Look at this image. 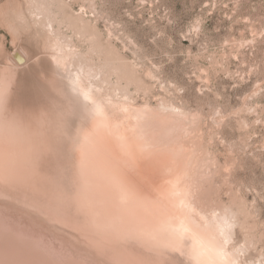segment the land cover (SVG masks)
<instances>
[{"label":"rangeland","instance_id":"1","mask_svg":"<svg viewBox=\"0 0 264 264\" xmlns=\"http://www.w3.org/2000/svg\"><path fill=\"white\" fill-rule=\"evenodd\" d=\"M29 2L30 0H0V87L6 80L14 79L11 89L13 93L7 102L10 110L8 116H13L14 121L25 123V133L21 134L20 139L17 137L19 143H22V139L44 134L43 141L37 142L29 150L34 153L33 151L41 148L42 153L37 155L35 169L48 174L47 178L50 177L41 184L47 186L54 181L59 186V171L69 168L67 158L70 156V140L65 139L66 135L62 133L61 127L71 126L75 111L67 103L71 98L68 81L54 77L60 73L56 68L55 57L61 55L68 61L67 68L72 75L76 74L71 71L73 67L78 69L80 64L84 65L85 73L89 74L86 82L99 98L104 99V105L111 111L114 110L113 116L121 124L128 121V118L131 119L126 113L136 106L148 105L159 109V105H165L167 109L177 108L174 119L181 120L182 124L176 130L179 136L175 132L174 142L183 144V149L188 148L184 151L189 154L186 160L190 163L185 166L189 183L200 180L198 169L202 168L206 175L200 182L206 189V196L212 195L216 200L228 201L233 206V211L255 227L258 242L260 226L264 224V199L259 196L261 180L264 178V136H261L264 123H255L259 119L255 114L259 109L251 100L245 101L246 84L240 82L236 87L232 86L236 80L234 75L229 77L227 72L223 77L213 75L210 83H203L201 92L200 75L207 69L198 67L195 60L197 53H201L202 61L208 53L200 45L195 46L194 52L191 51L193 46L191 42L186 45L182 42L180 29L183 28L186 32L187 25L206 11L201 7L202 0H155L154 4L153 0H148L152 6L146 10L144 0H42L46 4L62 6L46 7V15L37 13L40 19L33 15L35 9L27 7ZM232 2L233 0H212L217 5L228 3L229 8L218 6L212 10L213 15H206L208 40L204 43H211L214 50L219 47L221 54L224 47L229 52L233 47L239 49V42L244 36L251 40V32L259 27L258 21L264 14V0H243L241 15L233 22L229 18L236 15L231 8ZM81 7L84 8L83 12L80 11ZM177 17L180 23L176 22ZM21 18L31 22V31L25 30V25L20 22ZM246 20L255 23L249 24ZM46 23L54 28V32ZM259 39L257 34L256 40ZM57 41L60 42L59 47ZM251 47L253 46L245 44L244 49H239L242 53L246 52L250 60L253 57L249 50ZM255 47L258 58L259 46ZM15 48L22 49L26 54V63L17 69L8 59L9 53H16ZM34 52L41 53L39 63L35 62L32 55ZM241 59L243 62V57ZM231 63L235 65L236 61L232 60ZM157 72L159 75H156ZM42 73L47 74V80L41 78ZM48 81H54V86ZM109 97L112 98L111 104L108 103ZM245 104L252 110L243 119V124H250L251 136L245 133V138L242 139V124L234 122L235 130L229 126L226 139L219 135L222 131L219 129L217 136L213 137L211 129L207 127V123L212 122L211 116L203 127L199 122L188 127L192 115L203 117L204 113L212 112V105L223 111H231ZM124 107L128 108L126 113L121 111ZM32 114H47L48 119L55 118V121L46 123V127H39L38 131H32L39 125L38 118L36 122H32ZM183 117L188 119L183 120ZM193 132L202 134L196 141L195 153L192 151L196 139L191 135ZM204 141L209 143L201 154L199 144ZM207 149H211V153ZM225 152L230 155L226 157ZM225 159H238L241 162L239 169L232 173L231 181L224 179L226 174L219 167ZM0 191V194H11L13 190L5 187ZM33 196L38 195L35 193ZM1 198L0 205L28 218L33 215L36 228L47 236L55 235L72 241L75 238V242H80L76 230L67 224L77 219L67 217L69 213L66 210L57 211L54 216L58 219L44 216V211H33L30 215H25L28 207L19 202L21 199L15 196ZM194 205L203 207L201 198L195 199ZM64 218L67 219L66 223L59 220Z\"/></svg>","mask_w":264,"mask_h":264},{"label":"bare ground","instance_id":"2","mask_svg":"<svg viewBox=\"0 0 264 264\" xmlns=\"http://www.w3.org/2000/svg\"><path fill=\"white\" fill-rule=\"evenodd\" d=\"M46 9L39 14L46 15ZM50 29L54 32V28ZM15 51L13 55L9 53L8 59L17 69L26 54L19 48ZM58 57L65 60V56ZM55 60L60 73L54 77L68 81L71 98L67 103L75 111L71 126L61 127L65 139L70 140L69 168L59 171V186L54 181L47 186L41 184L50 178L35 169L41 148L34 153L29 150L43 141L44 134L22 139L19 143L21 134L26 131L25 123L8 116L7 102L13 93L14 79L4 80L0 87L3 94L0 97V190L11 187L13 191L12 196L10 193L0 195L21 199L19 202L28 207L25 215L44 211V216L53 217L57 211L66 210L67 217L77 219L67 224L76 230L80 242H75V238L72 241L55 235L49 237L36 228L33 215L28 218L0 205V264H131L145 259L148 249L141 233L166 237L179 229L189 214L185 201L167 195L178 179L183 180L186 163H190L186 160L189 154L184 151L188 148L183 149V144L174 142L181 120L174 119L177 113L174 115L172 108L167 109L165 105H159V109L142 105L128 111L126 115L131 119L121 124L114 118V110L104 105L98 111L97 104L90 102L100 99L92 88L89 89L90 98L85 99L74 84L76 74L66 71L57 57ZM83 69L86 82L89 74L85 73L84 65ZM47 116L32 114V122L38 118L39 125L31 130L38 131L39 127L55 121ZM118 135L127 136L136 143L172 141L174 155L163 154L152 159L138 156L134 167H126L121 162ZM30 155L33 158L28 160ZM111 170H115L135 193L133 199L122 201L120 191L107 179ZM35 193L37 197L33 196ZM59 220L66 223L67 219ZM193 220L195 224L201 223L199 216H193Z\"/></svg>","mask_w":264,"mask_h":264},{"label":"snow or ice","instance_id":"3","mask_svg":"<svg viewBox=\"0 0 264 264\" xmlns=\"http://www.w3.org/2000/svg\"><path fill=\"white\" fill-rule=\"evenodd\" d=\"M155 0H153V4ZM145 10L151 7L148 0H144ZM62 5L46 4L42 0H30L27 7L35 9L33 13L36 19H40L37 14L46 7H56ZM228 9L229 4L223 3L217 5L212 3V0H202L201 7L206 10L198 19L193 20L187 25V31L183 28L180 29L182 36L181 40L186 45L188 42L192 44V50L195 51V46L200 45L201 48L208 53L206 57L201 58V53H197L195 63L198 67L202 66L207 69L205 73L200 75L201 92H203V83H210L213 75L219 74L224 76L225 72L229 77L235 76L236 80L233 83V87H236L238 83L243 82L247 85L245 89V101L251 100L259 112L255 113L259 116V119L255 121L257 124L264 123V14L261 15L258 21L259 27L254 28L251 32L252 39L249 40L248 36H244L243 40L239 42V49H244L245 44H250L249 50L253 53V57L250 60L247 53H242L238 48L233 47L229 52L227 47L223 48V53L219 47H215L209 43L205 45L204 41L208 40V32L205 27L206 15H213L212 10L216 7ZM243 6V0H233L231 8L235 11L236 15H232L229 18L235 22L237 17L241 15L240 9ZM80 11L83 12L84 8L81 7ZM21 24L25 25V30L31 31V22H26L21 18ZM177 23H180L179 17H177ZM246 23H255L254 21H247ZM51 27V25H48ZM259 34V41L256 40V36ZM159 43V41H157ZM256 45L259 46V56H256ZM60 46V42L57 41V47ZM181 55L183 53H180ZM32 55L35 57V62L39 63L41 59V53L34 52ZM223 56V58H222ZM243 57V62L242 58ZM191 59V52L189 53ZM58 61L63 62V66L66 71L68 61L63 57H57ZM232 60L236 63L233 65ZM227 61V62H226ZM21 64L26 63L25 60L20 61ZM59 66V65H58ZM233 68L235 72L233 73ZM71 71L76 72V80L74 81L77 89L85 96V99L90 98V84L85 82L82 75L84 69L83 65L79 69L73 67ZM134 71V70H133ZM156 75H159L157 72ZM207 77V79H205ZM42 79L47 80V74L42 73ZM155 78V77H153ZM54 86V81H48ZM211 88H209V91ZM59 93V90H57ZM0 97L3 94L0 93ZM125 99L127 97L125 96ZM90 102L97 104V110H102L104 106V99ZM108 103H112V98H108ZM163 103V101H161ZM247 109V111H246ZM123 112H127L128 108L121 109ZM176 112L177 109H171ZM252 110L248 108V105H242L240 108L223 111L212 105L211 113H204L203 117L198 114L192 115L188 127H193L197 122L203 127L211 116V123H207V127L211 129L213 137L217 136V130H222L219 135L226 139V132L229 126L235 130L234 122L242 124L240 129L242 139L247 136H251L250 124H243V119L247 118L248 112ZM120 119V116L117 117ZM187 120V117H183ZM188 134V133H186ZM194 140V146L192 151L195 153L197 148L196 141L199 140V136L202 134L193 132L191 133ZM264 136V132L261 133ZM120 142V155L121 162L129 168L135 166L138 156H143L148 159L159 157L163 154H172V141L161 142H144L136 143L127 136H117ZM245 142L247 140L245 139ZM209 143L204 141L199 144L200 153L205 151V145ZM211 153V149H207ZM230 154L225 152V156ZM264 159V158H262ZM240 161L238 159H225L219 167L225 175L226 181L233 179L232 173L239 169ZM200 180L204 179L206 173L204 170L198 169ZM107 179L120 191L121 199L127 202L129 199L135 197V193L128 187L127 183L117 174L115 170H111L107 174ZM189 177L187 173L183 180L178 179L173 185V189L170 193H167L170 197H175L186 202V206L189 209V214L186 215L185 220L181 223L179 229H174L166 237H161L156 233H141L142 239L147 244L148 256L145 259H141L131 264H264V224L260 226L259 241L255 235V227L238 213L232 210L233 206L228 201L216 200L214 196L207 195L206 189L200 180L194 183H189ZM251 187V185L249 186ZM206 196V198H204ZM260 198L264 199V178L261 180V191L259 192ZM201 198L203 207H196L194 200ZM193 216H199L200 224H195Z\"/></svg>","mask_w":264,"mask_h":264}]
</instances>
